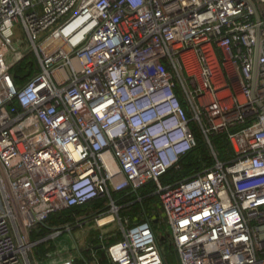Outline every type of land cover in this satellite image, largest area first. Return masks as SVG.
I'll return each mask as SVG.
<instances>
[{"label": "built area", "instance_id": "obj_1", "mask_svg": "<svg viewBox=\"0 0 264 264\" xmlns=\"http://www.w3.org/2000/svg\"><path fill=\"white\" fill-rule=\"evenodd\" d=\"M192 124L214 162L164 183ZM149 181L178 264H264V0H0V264H74L80 246L60 235L115 221L121 239L99 234L112 264H167L150 220L111 196ZM104 197L106 211L30 239Z\"/></svg>", "mask_w": 264, "mask_h": 264}, {"label": "trees", "instance_id": "obj_2", "mask_svg": "<svg viewBox=\"0 0 264 264\" xmlns=\"http://www.w3.org/2000/svg\"><path fill=\"white\" fill-rule=\"evenodd\" d=\"M17 70L21 71L20 68ZM15 80L20 83L21 77L15 76ZM177 93L181 98L180 92L178 90ZM192 129L197 139L196 146L180 158L177 168L171 167L161 176L162 182L168 183L186 178L198 171H201L203 168L210 167L213 164V156L201 132L198 130L195 124H192ZM210 140L220 160H226L233 155L226 133L213 134L210 137ZM155 191L156 187L154 183L149 181L139 188L137 192H133L131 188H126L123 191L113 192L111 196L117 204L122 205L119 210V214L121 216H129L132 223L144 221L146 219L150 220L154 232L159 236V245L163 247V242L168 240L167 238L169 236L161 235L162 232H160V223L164 222L166 224V220L163 215L159 196L157 193H155ZM137 196H140L141 200H137ZM108 203V198L104 197L92 200L84 205L68 207L53 213L43 224H39L32 229L30 232V239H38L56 228L63 227L67 224H74L76 220L81 221L92 216L96 212L106 211L108 209ZM78 227L79 226L75 227L74 229H77ZM99 234L100 232H97L92 236L87 237L86 241L88 244H91V247L80 249L81 254L75 258L74 264H85L89 260L87 255H90V251L92 249L94 250L93 247L99 243ZM121 238L122 235L120 232H118L117 235H106V245ZM54 248V244L51 241L41 243L35 247L34 255L37 259L42 261L46 258V254ZM97 253L101 258L99 260V264H108L109 258H107L108 256L106 251L103 248L97 249ZM167 253L169 254L167 255ZM170 254L176 255V251L174 250L172 244L167 243L166 247H164L166 263L178 264L177 260L171 261L168 259Z\"/></svg>", "mask_w": 264, "mask_h": 264}, {"label": "rangeland", "instance_id": "obj_3", "mask_svg": "<svg viewBox=\"0 0 264 264\" xmlns=\"http://www.w3.org/2000/svg\"><path fill=\"white\" fill-rule=\"evenodd\" d=\"M118 227H119L118 222L115 221L114 224L107 225L103 229H97L95 228L94 223L91 222L89 224L84 225L83 227H78L77 229L72 230L71 233L60 235V239H66L67 241L70 240L73 242V244H74V241H76L78 246H80L82 243L86 244L85 241L87 240V237L92 236L94 233H97L100 231H103L104 233L106 232L105 235H117L118 232L120 231ZM160 232H162L161 235H164V236L170 235L169 229L164 222L160 223ZM167 239L168 240H165L163 242V247H166L167 243H169V238ZM70 247L72 248V244H70ZM76 253H77V249L75 250L73 249V254L76 255ZM168 254L169 253H167V255ZM168 259H170L171 261H176L177 256L175 254H172V255L170 254Z\"/></svg>", "mask_w": 264, "mask_h": 264}, {"label": "crops", "instance_id": "obj_4", "mask_svg": "<svg viewBox=\"0 0 264 264\" xmlns=\"http://www.w3.org/2000/svg\"><path fill=\"white\" fill-rule=\"evenodd\" d=\"M86 244H87V241H85ZM99 243H97L93 248L94 250L92 249L90 251V255H87V257L89 258V260L85 263V264H99V260L101 259L99 256H98V253H97V249H102L103 247H100L98 246ZM87 248V245L85 246V244H81L80 245V249H83V248ZM104 249V248H103ZM105 250V249H104ZM80 253V251H79ZM81 254V253H80ZM108 258V257H107ZM108 264H112V262H110V260L108 259Z\"/></svg>", "mask_w": 264, "mask_h": 264}, {"label": "water", "instance_id": "obj_5", "mask_svg": "<svg viewBox=\"0 0 264 264\" xmlns=\"http://www.w3.org/2000/svg\"><path fill=\"white\" fill-rule=\"evenodd\" d=\"M252 4V6L254 7L253 3L250 2ZM256 12V11H255ZM258 48H259V42H257V45H256V54H257V51H258ZM255 74H256V58H255V65H254V79H255ZM133 192H137L136 189L133 190ZM156 220V219H155ZM98 246L101 247V244H99Z\"/></svg>", "mask_w": 264, "mask_h": 264}, {"label": "bare ground", "instance_id": "obj_6", "mask_svg": "<svg viewBox=\"0 0 264 264\" xmlns=\"http://www.w3.org/2000/svg\"><path fill=\"white\" fill-rule=\"evenodd\" d=\"M109 218H110V216L105 217L103 221L105 222V221H107ZM103 221H102V222H103Z\"/></svg>", "mask_w": 264, "mask_h": 264}, {"label": "flooded vegetation", "instance_id": "obj_7", "mask_svg": "<svg viewBox=\"0 0 264 264\" xmlns=\"http://www.w3.org/2000/svg\"><path fill=\"white\" fill-rule=\"evenodd\" d=\"M77 222H78V221L76 220V222H75L74 224H77Z\"/></svg>", "mask_w": 264, "mask_h": 264}]
</instances>
